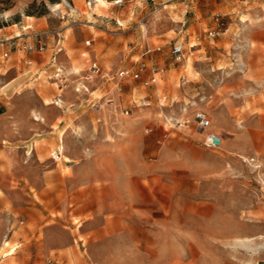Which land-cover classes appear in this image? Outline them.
Masks as SVG:
<instances>
[{"label": "rangeland", "instance_id": "1", "mask_svg": "<svg viewBox=\"0 0 264 264\" xmlns=\"http://www.w3.org/2000/svg\"><path fill=\"white\" fill-rule=\"evenodd\" d=\"M39 16L96 40L69 49L65 85L34 68L0 93V264L264 263V0H0V26ZM183 107L212 126L165 129Z\"/></svg>", "mask_w": 264, "mask_h": 264}, {"label": "built area", "instance_id": "2", "mask_svg": "<svg viewBox=\"0 0 264 264\" xmlns=\"http://www.w3.org/2000/svg\"><path fill=\"white\" fill-rule=\"evenodd\" d=\"M218 26L216 28H212L206 31V36L209 38H214L221 35L223 32L228 31V27L224 23V21L217 18ZM27 28L23 32L14 34V35H5L3 32V27L0 26V47H2V51L0 52V64L10 57L11 51L16 49H21L24 51L35 52V51H44L48 48V38L50 35H56V32L47 31V30H33L27 31ZM56 43L60 44L61 37L59 33L56 35ZM202 36H198L196 40L201 41ZM87 44H90V41H87ZM161 46H157L152 48L150 46L147 47L145 53H150L155 50H161ZM171 54L175 56L177 61H181L183 57H185V48L182 43L175 44L171 49ZM146 68V65H142L135 71H131L130 69H123L119 72L120 79H125L130 77L132 79H139L143 73V70ZM165 71L164 68L160 66L154 65L150 69V75L145 78L144 84L145 85H152L158 82L159 78L161 77L162 73ZM101 71L99 66L94 63L90 68L89 74L86 75V80L89 81L93 79L94 76L100 75ZM55 77L58 78L63 85H65L66 77L64 76L63 70L58 68L55 71ZM184 82H186L187 78L184 77ZM86 90L88 88L83 86ZM77 90H80L79 88ZM176 99V98H175ZM144 105H147L148 102L144 101ZM189 105V104H187ZM182 113L178 116L174 113H170L169 115H165L163 120V127L165 129H180V130H189L192 128L200 129L205 131L206 129L212 126V120L209 115L201 110L198 109L195 111L194 115L190 117L188 107H183ZM126 114L130 113L129 109L125 110ZM206 143L212 147H220L223 144V137L220 133L214 130H207L206 131ZM57 153V152H55ZM60 158V156H58Z\"/></svg>", "mask_w": 264, "mask_h": 264}, {"label": "crops", "instance_id": "3", "mask_svg": "<svg viewBox=\"0 0 264 264\" xmlns=\"http://www.w3.org/2000/svg\"><path fill=\"white\" fill-rule=\"evenodd\" d=\"M24 22L25 21H19V22L13 23V24H8L7 26L2 25L1 27H3V29H4L3 32L5 35L18 34V33L23 32L27 28H33V24H24ZM35 25H36V27L40 28L39 30H45V28H44L45 25H48L47 17L46 16L36 17ZM13 26L17 27V29L12 30L10 33L5 31L6 29L11 28ZM82 30L83 31H80V34H79L80 36L71 37L69 41L66 40V38L62 39V37H61L60 44L56 43V38H54V37H56V35H54V34L50 35L48 38V48L44 51L29 52V51H24L21 49H16V50L11 51L10 57L8 59L4 60L0 64V66H3L6 63H9V67H6L4 70L0 69V93L3 94L4 93L3 90L5 88L12 87V88H14V94H15L16 92H18L17 90L23 84L28 85L25 82H23V80H27L30 73L32 74V75H30V77L34 75V72H35L34 68H37L40 70L44 67H45V69H50L52 67V68H55V71L58 68H61L63 70L64 76L67 79L64 67H66L65 64H68V65L71 64V59L67 56V55H69V49L75 50L77 52V54H80V51L86 48L85 43H87V41H90V43H91L92 39L96 40V38H95L96 36H95V33L93 31H91L90 29H86V30L82 29ZM65 31L66 30H64V32ZM53 32H56V31H53ZM59 35H62V32H60ZM86 38H88V39H86ZM177 43L178 42H176L175 44H177ZM94 44H96V42H94ZM115 48H117V44L112 43L110 46H107L108 51H111L112 49H115ZM2 49L3 48L0 47V52L2 51ZM91 51L94 52L93 50H91ZM94 54L96 55L97 51H95ZM49 57H50V59L48 61ZM94 63H96L98 65L97 60ZM98 66H99L100 71H101L100 74H102V72H103L102 68L100 65H98ZM90 68H91V66H90ZM21 69H23V71H21ZM89 72H90V69H89ZM23 76H26V77H23ZM2 98H4V97L0 96L1 100H3ZM6 104H7L6 101H1L0 102V108L3 106L6 107L7 106ZM0 114H2V113H0ZM42 116H43V114H42ZM44 121L45 120H41V121L36 120V123H37V125L44 127ZM41 129H43V128H41ZM10 135H13V134H10ZM26 135H35V133L28 129V132L26 133Z\"/></svg>", "mask_w": 264, "mask_h": 264}, {"label": "trees", "instance_id": "4", "mask_svg": "<svg viewBox=\"0 0 264 264\" xmlns=\"http://www.w3.org/2000/svg\"><path fill=\"white\" fill-rule=\"evenodd\" d=\"M261 264H264V263H261Z\"/></svg>", "mask_w": 264, "mask_h": 264}, {"label": "bare ground", "instance_id": "5", "mask_svg": "<svg viewBox=\"0 0 264 264\" xmlns=\"http://www.w3.org/2000/svg\"><path fill=\"white\" fill-rule=\"evenodd\" d=\"M224 142V141H223Z\"/></svg>", "mask_w": 264, "mask_h": 264}]
</instances>
